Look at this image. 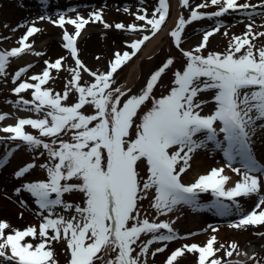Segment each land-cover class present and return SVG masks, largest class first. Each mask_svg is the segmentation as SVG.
Segmentation results:
<instances>
[{
  "label": "snow or ice",
  "instance_id": "obj_1",
  "mask_svg": "<svg viewBox=\"0 0 264 264\" xmlns=\"http://www.w3.org/2000/svg\"><path fill=\"white\" fill-rule=\"evenodd\" d=\"M180 2L184 7L189 6V0ZM41 3H45V0H41ZM210 3L219 6V10L212 13L209 19L212 16H224L229 10L235 12L250 7H264V4H241L238 0H210ZM207 6L205 2L199 4L198 8ZM124 11L129 12V9ZM139 11L144 14H133L135 20L143 21L149 28L138 27L136 24L126 26L123 23L110 25L103 19L102 11H94L88 18L80 15L66 18L65 14H58L55 20L45 16L39 18L41 21L47 19L64 29L63 47L70 52L76 65L69 69L72 79L66 88L78 93V101L65 106L62 100L69 98L68 90L61 96L41 89V85L51 78L49 69L57 72L61 70L63 58L55 62L45 60L43 73L30 77L38 83L23 82L14 89L17 95L33 89L34 110L40 112L47 109L44 119H19L15 126L4 127L0 131L10 133L9 139L22 142L29 150L42 147L47 153L50 163L40 166L46 170L47 180L27 183L24 191L35 197L39 208L46 211L48 217H45L38 229H14L12 234L7 235L5 230L10 225L0 222V258L4 261L10 264H58L52 243L64 241L70 252L69 264H95L96 260H103L110 252H115L116 256L108 259L106 264H140L139 257L148 254L151 244L172 242L178 238L169 223H150L148 219H139L138 202L145 198L143 193L153 189L155 200L152 207L162 215L173 211L177 205L198 206L197 197L200 193L211 192L216 197L217 203L212 207L220 214L230 212L229 206L220 202L221 198L232 201L239 211L237 198L256 195L258 202L253 210L229 227L241 229L264 225V208H261L264 206V195H261L264 189V167L253 158L251 147V137L257 130V122H261L259 127L264 129V47L256 49L253 43L258 37H264V32L253 33L252 25L249 24L242 37H232L225 53L203 55L209 38L220 32L223 27L221 24L206 32L194 50L184 51L181 42L186 25L204 18L193 10L189 20L180 17L175 29L170 32L175 46L181 49L186 59V67L183 71L174 72V86L169 94L159 99L152 96L162 75L173 65L171 58L150 76L139 95H133L122 102L127 93L120 88H112L113 76L140 51L146 41L161 31L169 14L168 0H158L152 18H148L146 10ZM97 22L104 29L114 27L117 31L131 33L150 31L151 35H143L128 44L131 52L114 53L109 71L98 74L91 72L82 63L77 49V39L82 30L90 23ZM65 25L73 26L74 33L70 34ZM39 32V27H27L19 41L20 47L0 52V75L5 74L10 58L19 57L32 49V44L28 43L29 38ZM223 34L227 36V32ZM81 69L94 77L93 83L80 85ZM27 71L24 68L16 72L12 82L15 84ZM210 91L214 92L212 102L215 110L212 114L201 115L207 102L197 98L201 93ZM150 100L151 108L139 116L141 107ZM21 103L28 105L29 101ZM86 105L94 107L95 114H84L81 109ZM138 116L140 122L137 124ZM5 119V115H0V121ZM217 123L220 125L219 132ZM25 126L38 130L40 137L50 138L51 142H42L40 138L26 133ZM134 126L135 138L132 139L131 130ZM69 133L72 142H65L61 134ZM202 133L205 139H196ZM219 133L224 134V141L227 142V147L223 148L227 166L241 179L228 188L226 185L230 178L224 175L225 169L213 168L207 175H201L195 183L186 186L181 182V176L190 166L191 154L205 147L206 142H214L219 149ZM173 148L176 150L170 153L169 150ZM236 160L243 165L242 176L240 168L232 167ZM142 161L146 162L148 177L141 186L138 166ZM3 163H7V158ZM35 167L32 163L26 165L15 173L16 178L25 177ZM73 180L79 183H71ZM73 191L83 193L86 198L84 207L75 206L79 220L76 217L70 220L62 216L51 218L57 206L72 210L74 206L65 204L62 197ZM19 192L20 189H17V194ZM53 194L55 198H52ZM161 230H166L167 234H160ZM50 231L52 235H49ZM212 231L217 232L218 229L212 228ZM148 234L152 235V239L144 243L140 252L133 256V246L142 235ZM259 235L264 236V233ZM28 237L33 240L39 238L40 242L35 245L26 242ZM216 243L217 237L212 236L204 246L184 245L171 253L166 264H177L185 252L198 254L197 264H222L220 259H210L219 250L214 248ZM224 247L220 245V248ZM228 249L226 256L232 257L237 245L231 243ZM164 250L158 248L156 251ZM155 254L152 253L153 256Z\"/></svg>",
  "mask_w": 264,
  "mask_h": 264
},
{
  "label": "rangeland",
  "instance_id": "obj_2",
  "mask_svg": "<svg viewBox=\"0 0 264 264\" xmlns=\"http://www.w3.org/2000/svg\"><path fill=\"white\" fill-rule=\"evenodd\" d=\"M175 1L178 3L177 20L172 26L167 29L164 33H161L164 28L168 27L171 19L174 16V4ZM208 3L206 8H198L201 3ZM239 3H249L250 5H260L256 0H238ZM258 3V4H257ZM169 14L165 24L162 26L161 37L159 41L154 45V48L144 54V50L147 47L146 41L142 45L140 51L128 61L122 68H120L113 76L114 83L112 88H120L126 92L127 95L122 98V102L127 100L133 95H139L145 88L147 81L150 76L158 70L167 59H173L174 63L169 69L162 75L158 84L153 90L152 96L159 99L162 96L169 94L171 88L174 86V72L177 70L183 71L186 67V59L183 57L181 49L184 51H192L197 47L201 41L203 35L214 30L217 25H223L219 33L209 38L207 47L203 50L202 54L207 55L208 53H225L229 44L232 41L233 36L242 37L247 31V26L252 25L253 33L258 34L264 32V7H250L247 10H238L233 12L229 10V13L221 17L212 16L211 19L208 17L212 13L219 10V6H213L210 0H189V6L184 7L181 5L180 0H168ZM158 7V0H45V3H41V0H0V52L11 51L13 48L20 47L19 41L25 35L27 27L36 26L41 27L40 23H49L47 27L55 28L56 32L54 37L60 38L61 43L53 41L48 43L45 47V42L42 46H38L40 37H33L28 43L32 44V49L26 51L19 57L10 58L8 65L6 66L5 74L0 75V115H5L6 119L0 121V129L9 126H15L19 119H44L47 109H43L37 112L33 108V89H29L25 92L17 95L14 89L18 87L20 83L27 82L36 84L38 81H32L30 79L33 75H41L46 68L45 60L49 62H55L57 59L63 58L62 68L59 72L55 69H49L50 79L49 81L41 85L42 90H50L53 95L60 94L63 96L66 90L69 91V98L65 101L62 100V104L65 106H71L78 101V93L74 90L66 88V85L72 79V73L69 69L76 67L75 61L72 58L70 52L63 47L65 42L63 41V31L54 24L50 23L47 19L41 21V16L51 17L53 20L58 19V14H65L66 18H75L76 15L88 18L89 14L94 11H102L103 19L110 25L116 23H123L126 26L129 24H136L138 27L149 28L150 26L145 25L143 21H136L135 15L133 14H144L139 11L144 9L147 12L148 18H152V13L155 8ZM129 9V12H125L124 9ZM193 10L198 11V14L204 18L193 21L187 24L184 33L182 34L181 49H178L174 40L170 35V32L175 29L176 24L180 17H183L186 21L190 19L191 12ZM131 13V14H130ZM7 25V27H5ZM25 25V27H20ZM67 31L72 34L74 33V27L71 25H65ZM15 29V31H13ZM95 32L94 44L91 48L87 49V53L83 51L79 44V38L82 35L90 34ZM227 32V36L223 33ZM157 33V34H159ZM156 34V35H157ZM143 35H151L150 31L131 33L126 31H117L114 27L110 29H104L100 23H90L82 30L81 36L77 39L78 58L82 63L91 71L95 73H107L109 71V64L114 59V53L128 51L131 49L127 47L133 41L142 38ZM155 37V36H154ZM152 37V39L154 38ZM47 43V42H46ZM256 49L264 47V37H258L253 41ZM49 48H58L61 52H53L50 54L47 50ZM34 53H41L37 56ZM99 57V59H97ZM27 68L28 71L22 75L21 79L16 81L14 84L12 81L15 77L16 72L21 69ZM81 86H88L94 82V77L83 72L81 69ZM214 92L201 93L198 96V100L206 101L201 115L212 114L215 110V104L212 102ZM29 101L28 105H24L21 101ZM151 100L141 107L139 116H142L151 108ZM81 111L86 115L95 114V109L92 106L86 105ZM136 119V123L140 122V119ZM50 119V117H49ZM261 122H257L258 133H264V129L259 127ZM217 131L219 132V123L216 125ZM24 131L28 134L38 137L42 142L50 143V138L40 137L38 130L32 129L31 126H25ZM135 126L131 130V138H135ZM10 133L0 131V222H7L10 225L9 229L5 230V234H12L15 230H25L28 227L39 228V225L44 221L45 217H48V213L39 208L35 197L28 198L27 192L24 191V185L27 183H35L47 180L46 170L40 166L43 164H49L47 153L41 147L35 150H29V147L24 145L22 142L9 139ZM65 142L71 141V134H61ZM224 134L219 133L217 140L221 142V147H226L227 142L224 141ZM196 139H205L204 134H199ZM176 149H170V153ZM209 150H218L214 142H206V146L197 149L191 154L192 158L189 161V168L181 176V182L183 184L191 185L198 178V164L203 153ZM43 153V155H42ZM7 154V156H6ZM183 155V153H182ZM7 158V163H3L4 159ZM35 164L36 167L29 173L25 174V177L16 178L15 173L20 171L23 167L28 164ZM226 164V162H224ZM223 163V164H224ZM182 166V162H181ZM179 167V166H178ZM264 167V164L261 166ZM139 178L141 180V186L144 180L148 177L146 162H140L138 166ZM256 174V173H255ZM71 183H79V181L73 180ZM17 189H20L17 194ZM144 199L138 202V211L140 213V220L148 219L150 223H169L173 228V231L177 234V239L172 242H157L149 246L148 254L139 257L140 264H166L167 258L176 249L182 248L184 245L197 244L200 245V241H189L192 236L211 233L212 228H220L219 232L226 233L227 236L234 231L233 228L229 227L230 224L235 223L237 220L242 218L244 214L250 213L258 198L254 200L246 209L245 212H234L231 216H225L220 214L217 210L209 212L203 207L202 200L197 199L198 206L190 205H177L173 211L167 214L158 213L152 204L155 200V192L149 190L147 193H143ZM55 198V194L53 197ZM198 198V197H197ZM216 199V197H214ZM85 196L83 193L73 191L70 194H65L62 200L65 204H71L74 207L72 210H66L63 206H57L53 209V216H62L67 220L76 217L79 220L78 214L75 212V206H85ZM217 200V199H216ZM223 200H220L222 203ZM217 203V202H215ZM214 203V204H215ZM185 216V217H183ZM204 221L201 222L200 220ZM181 221V223H179ZM191 221L194 225H197V230L188 228V224ZM200 221V222H199ZM193 231H195L193 233ZM264 233V225L260 226V229H255L251 235L252 239L244 241L237 247H251L256 249L253 257L245 262H239V264H264V236L259 235ZM160 234H167L166 230H161ZM49 235H52L51 231ZM149 239H152V235H142L137 244L133 247L135 252L133 256H136L144 243ZM251 240H256L252 242ZM26 242H31L34 245L40 242L37 238L33 240L31 237L26 238ZM217 243L216 246L219 247ZM225 246V245H224ZM158 248H164L163 252H157ZM52 250L55 253V259L58 264H69L70 252L67 250L66 242L61 241L59 243H52ZM152 253H156L154 256ZM10 254V253H9ZM234 254V252H233ZM115 252H110L108 256H105L103 260H96L95 264H106L108 259L114 258ZM198 254H190L185 252V255L178 259L177 264H197ZM210 259H220L222 264H230L231 257L223 255H216ZM3 264H10V262L4 261L0 258Z\"/></svg>",
  "mask_w": 264,
  "mask_h": 264
},
{
  "label": "bare ground",
  "instance_id": "obj_3",
  "mask_svg": "<svg viewBox=\"0 0 264 264\" xmlns=\"http://www.w3.org/2000/svg\"><path fill=\"white\" fill-rule=\"evenodd\" d=\"M259 2V4H264V0H256ZM258 4V3H257ZM177 11H178V3L177 1H175L174 4V16L171 19V22L169 24L168 27L164 28V30L161 33H164L165 31H167V29H169L170 26H172L174 24V22L177 20ZM49 23H40L39 25L41 26V32L37 33V37H40V41L38 46H42V44L45 42V47L48 45V43H51L53 41H58V43H61L60 38L57 39L56 37H54V33L56 32L55 28L53 27H47ZM95 34V32H90V34H86V35H82L79 38V44L80 47L83 49L84 52L87 53V49L91 48L94 44V36L92 34ZM161 33L157 34L153 39H151L148 43H147V47L144 50V54H147L148 52H150L153 48L154 45L159 41V38L161 37ZM36 34L33 36L35 38ZM33 37H30L29 40H32ZM63 45V44H60ZM47 51L52 54L53 52H61L58 48H49L47 47ZM251 147H252V154H253V158L257 161V163L262 166L264 164V133H257L255 132L254 135H252L251 137ZM223 148L222 147L220 150H207L205 153H203V155L201 156V159L199 161L198 164V178L201 175H207L213 168H224L225 172L224 175H227L230 179L228 184L226 185V187L231 188L235 185L236 182H238L241 177L237 176L235 172H233L231 170L230 167L227 166V160L224 156L223 153ZM226 162V164L224 163ZM224 163V164H223ZM232 167H236V168H240L241 169V176L243 175V165L239 162V160H236L233 162ZM255 174V173H254ZM256 175H259V173H256ZM197 178V179H198ZM196 182V181H194ZM261 195H264V189H262L261 191ZM27 197L28 198H32L30 193H27ZM258 197L256 195H253L249 198H237V203L240 205V210L237 211L236 209V205L233 204L232 201H228L224 198H221L220 200H223L222 203L227 204L230 208V212L225 214V216H231L234 212H245V209L254 202L255 199H257ZM198 200H202V205L203 207H207L206 209L209 212H214L215 210H217L216 208L212 207V205L217 202V200L214 198V196H212L211 192L208 193H200L198 195ZM36 202V201H35ZM261 208H264V206H261ZM185 217V216H183ZM203 220H200L201 222L204 221V218H202ZM241 219V218H240ZM199 221V222H200ZM238 221V220H237ZM236 221V222H237ZM188 228H192L193 230H197V225H194L193 222L188 221ZM181 223V221L179 222ZM221 228V227H220ZM217 228V229H220ZM260 229V226H248L246 228H241V229H234V231L230 234V236H227L226 233H222L217 231L216 234H211V233H206V234H202L201 236L195 235L192 236L189 241H200V245L204 246L206 245L208 239H210L212 236H216L217 237V243H224L225 247L224 248H220L216 246V244L214 245L215 249H219L216 253L217 255H223L226 254V251L229 250L228 249V245H230L231 243H235L237 246L240 245L241 243H243L244 241H249L250 239H252V235L251 233L255 230V229ZM193 231V233L195 232ZM252 242H255L256 240H251ZM221 245V244H220ZM255 251H257L256 249L249 247H244V248H239L237 247V250L234 251L233 256L231 257V261H237V262H245L250 260L254 254Z\"/></svg>",
  "mask_w": 264,
  "mask_h": 264
}]
</instances>
